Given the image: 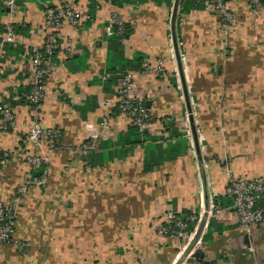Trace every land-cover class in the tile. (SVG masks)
Wrapping results in <instances>:
<instances>
[{
    "label": "crops",
    "instance_id": "0c3cea01",
    "mask_svg": "<svg viewBox=\"0 0 264 264\" xmlns=\"http://www.w3.org/2000/svg\"><path fill=\"white\" fill-rule=\"evenodd\" d=\"M173 1L18 0L11 13L0 0V38L5 24H15L12 49L19 52L1 62L0 101L32 86L30 50L44 44V10L70 2L86 12L78 27L60 26L41 105L44 126L63 132V147L47 153L46 185L26 193L16 231L22 247L0 246V264H264V223L246 229L224 194L232 175L264 176V0H228L229 26L209 8L179 13L183 73ZM114 17L133 28L125 58L144 55L133 87L152 117L142 131L120 110L116 84L124 71L108 69L115 63L106 27ZM147 64L157 70L142 74ZM186 72L201 95L190 136L179 91L181 83L189 85ZM14 108L16 129L0 130L6 153L21 144L30 124V106ZM89 140L98 145L82 148ZM26 163L17 158L0 166V198L8 200L25 180ZM191 212L204 213L186 237L160 234L169 214Z\"/></svg>",
    "mask_w": 264,
    "mask_h": 264
},
{
    "label": "built area",
    "instance_id": "2783aa9c",
    "mask_svg": "<svg viewBox=\"0 0 264 264\" xmlns=\"http://www.w3.org/2000/svg\"><path fill=\"white\" fill-rule=\"evenodd\" d=\"M5 7L10 9L13 13L17 9L18 0H2ZM258 2V1H257ZM207 7H214L221 17L224 18L225 23L233 21V15L229 12L225 0H210L207 2ZM86 12H80L73 3L67 2L65 4L51 6L49 5L45 11V21L43 26L44 44L42 47H34L33 54H31V67L34 66V84L32 85L28 99L32 106L38 105L44 97L45 86L41 79L45 77L51 68L56 65L55 56L58 54L60 48L59 33H56V27L61 25L63 18L69 17V21L76 27L79 26L82 20H85ZM117 26V32L123 33L125 30V23L118 17L111 18L106 27V32L113 34ZM17 43L16 29L13 24L7 23L4 26V34L0 39V65L2 60L7 57L6 46ZM69 48L68 51H71ZM150 70V69H148ZM121 95L119 98L121 112L129 117L132 125L137 126L139 130H145L149 127L152 117L149 108L145 102L139 99L134 93V72L126 70L120 77ZM0 128L7 130L15 127V116L13 107L8 102H2L0 105ZM107 123V120H105ZM11 126V127H10ZM44 133L52 141L58 140L61 136V131L54 128L44 129ZM41 130L37 128L35 133ZM95 146V141H86L82 148L90 149ZM8 159H3L0 156V164L6 162ZM32 168L42 167L46 160L37 156L35 158L27 157ZM48 167L44 169L43 175L40 179H34L36 183H42L44 174ZM31 177V176H30ZM224 194L229 196L232 200L231 208L237 215V219L246 229L255 226L256 224L264 223V176L257 178H237L230 177V181L224 189ZM211 201L214 195H210ZM206 212V211H204ZM203 212V213H204ZM203 213L191 212L188 214L171 213L168 216L167 225L160 227V234L168 235L170 237L184 238L188 234V228L193 223L201 220ZM15 215L14 204H3L0 202V242L12 240L14 231ZM91 264V263H84Z\"/></svg>",
    "mask_w": 264,
    "mask_h": 264
},
{
    "label": "rangeland",
    "instance_id": "374dc122",
    "mask_svg": "<svg viewBox=\"0 0 264 264\" xmlns=\"http://www.w3.org/2000/svg\"><path fill=\"white\" fill-rule=\"evenodd\" d=\"M256 1V0H255ZM174 2V1H173ZM225 3L227 5V8L229 10L230 13H232L228 7V0H225ZM257 3V2H256ZM18 6V5H17ZM208 5H206V7L204 8H209L210 10H212L215 14L217 13L219 15V18L221 20V22L223 24L225 23V20L223 17L220 16V14L217 12V9L214 7H207ZM18 8V7H17ZM197 9V8H196ZM10 10V9H9ZM17 10V9H16ZM45 11L44 10V21L46 20L45 17ZM179 13H180V7H179ZM178 13V14H179ZM85 15V13L81 16L83 19V16ZM64 20L61 22V25L65 24V25H69L71 27H76L73 23H71L68 19L69 17H65L63 18ZM82 23H84V20H82V22H80L79 25H81ZM221 23V24H222ZM231 23V22H230ZM60 25V26H61ZM44 26V23H43ZM60 26H57L56 29V33H58L60 30ZM225 26H229L228 24H226ZM225 28V27H223ZM43 27H42V33H43ZM44 34V33H43ZM216 44L219 46V38H216ZM177 42L179 44V52H180V58H181V63L183 65V67H185L186 65V59H185V55H183V53L185 54V46L183 44V39H181L178 36ZM172 43V40H171ZM71 43L69 45H67L65 47V49H69L72 48L71 47ZM214 46V47H217ZM175 57L173 55V62L175 63L174 68L176 67V73L179 72L178 69V65H177V61H174ZM181 65V66H182ZM55 65L51 68V70L49 71V73L43 77L41 79V81H43V84L45 86V93H46V89H47V83L48 81L51 79V76L53 74V71L55 69ZM33 69L34 66L31 67V80H32V85L34 84V75H33ZM150 69V70H148ZM132 70L134 72V79H135V70L133 69H129ZM157 70V66L156 65H149L147 64L146 67L144 68V70L141 72L142 74H149L151 72H155ZM160 70V69H158ZM187 78H185L186 84L188 85L187 89L185 87H183V84L181 83L180 80V87H179V91H181L182 93V102H183V106L186 109V112L184 113V120L182 126L184 125L186 131L185 133L190 136L193 133V128H192V119L191 117L194 119V123H196L197 128H198V117H199V113H200V94H199V90L200 89H196V88H191V82H190V77L188 75V73L186 72ZM120 78L117 80V84H116V91L118 93V99L120 98L121 95V89H120ZM198 90V91H197ZM186 91V92H185ZM45 93H44V97H45ZM187 95V96H186ZM43 97V100H44ZM43 100L36 106H32L30 105V124L29 127L27 128V132L25 133V136L22 137L21 140V144L19 146H17L12 152H11V158L8 159L6 162L0 164L2 166L8 165L12 160H15L17 158H20L21 160H26V165L28 166V169L30 171L31 169V164H28V160L27 157L29 156V158H35L37 156H40L41 158L46 160V163L49 162V157L47 153H50L51 151H55L57 149H60L63 147L64 144V139H63V132H61V136L58 137V140L52 141L50 138L47 137V135L44 133V129L47 128H54V129H58L56 127H47L44 126L43 121H42V114H41V105L43 103ZM120 103V102H119ZM14 111V116H15V127L13 128H9L7 130L1 129L4 132H11L14 131L16 129V125L18 123L17 119H18V115L16 113L15 108H13ZM198 119V120H197ZM107 122H108V117H106ZM200 121V120H199ZM11 127V126H10ZM39 128L41 130V132L39 133H35V130ZM61 131V130H60ZM98 145V142L95 141V146ZM31 165V166H30ZM29 171L26 173V178L25 180H23L22 182L18 183V185L16 186L15 190L13 191V194L9 197L8 200L2 199L0 198V202H2L3 204H14V215H15V223H14V231H13V235H12V240H8V241H2L0 242V246L5 245L7 247L9 246H14L17 249H20L22 247V244L20 243L21 241H19L16 238V231H17V224L19 221V214L21 213V210L23 209V207L25 206V198H26V193L27 191L31 188V187H37V188H42L44 185H46V183L48 182V178L50 176V169L47 170V172L44 174V178L42 183H36L34 182V179L30 177L29 175Z\"/></svg>",
    "mask_w": 264,
    "mask_h": 264
},
{
    "label": "trees",
    "instance_id": "16d2710c",
    "mask_svg": "<svg viewBox=\"0 0 264 264\" xmlns=\"http://www.w3.org/2000/svg\"><path fill=\"white\" fill-rule=\"evenodd\" d=\"M166 1L168 2L169 5L171 4V0H166ZM208 1L210 0H181L180 13L188 12L190 11V9H196V8L203 9L204 7H206ZM158 2H160V0H158ZM13 26L16 29L15 24H13ZM132 34H133V28L130 25L125 24V30L123 31V33H118L117 26H116L114 29V33L108 36L107 41H108L109 59L110 60L114 59V63H115L113 67L108 68L109 71L117 72L116 74H120V72L124 71L122 72V75H123L125 73V69L126 70L127 69L128 70L129 69H134V70L141 69V65H142L143 58H144L143 54L137 53L133 59L125 58V53H124L125 52V41L129 39ZM12 50H13L12 44H9L6 46V51L8 54ZM13 51H15L16 53H19L18 50H13ZM30 53L33 54V51L30 50ZM56 59H57V55L55 56V61ZM31 88L32 86L26 87V88L19 87L17 90L13 92L12 96L9 97L7 101H4V100L0 101V105L2 104V102H8L13 108L14 106L20 105V104L30 106L31 103L28 99V95L30 94ZM145 105L147 106L146 103ZM1 116L2 115L0 112V118ZM167 128L176 134V130H175L173 122L168 123ZM133 129H139V128L133 125ZM145 133L146 131H144V134ZM184 143L185 142H179V145L184 144ZM0 156L3 159H10L11 153H6L0 150ZM46 167H47L46 165H43L42 167L32 168L30 170L31 178L40 179Z\"/></svg>",
    "mask_w": 264,
    "mask_h": 264
},
{
    "label": "water",
    "instance_id": "95a60500",
    "mask_svg": "<svg viewBox=\"0 0 264 264\" xmlns=\"http://www.w3.org/2000/svg\"><path fill=\"white\" fill-rule=\"evenodd\" d=\"M180 2L181 0H174V5H173V10H172V32H173V41L176 45V51H177V59H178V63L180 65V68H181V72L183 73V70H182V63H181V58H180V54H179V50H178V47H177V37H176V20H177V16H178V13H179V7H180ZM183 80H184V77H183ZM195 257L196 258H199L200 257V253L196 252L195 254Z\"/></svg>",
    "mask_w": 264,
    "mask_h": 264
}]
</instances>
